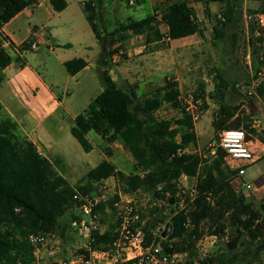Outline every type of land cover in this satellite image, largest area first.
<instances>
[{"label": "trees", "instance_id": "1", "mask_svg": "<svg viewBox=\"0 0 264 264\" xmlns=\"http://www.w3.org/2000/svg\"><path fill=\"white\" fill-rule=\"evenodd\" d=\"M163 1L167 4L161 19V24L167 27L165 33L160 31V23L155 15L132 20L111 32L103 31L98 26V21L102 22L98 3L96 5L92 0L83 3L87 20L101 46L97 67L103 90L83 112L70 120V131L86 153L94 150L89 134L95 133L106 143L103 148L106 158L90 169L76 186L71 185L55 164L22 134L0 104V264H38L36 248L29 242V236L56 234L60 219L68 210L77 209L79 205L74 196L77 193L90 194L96 190L98 183L110 178L117 180L123 193L144 192L152 200H168L169 203L176 199L181 176L195 180V200L173 212L168 222L172 226L171 232L164 239H156L164 255L187 254L189 261L185 264H195V261L199 264H226L225 254H212L197 260V243L205 235L223 238L228 223L235 229V234L227 243L230 250L240 243H249L254 246L257 256L264 253V218L246 196L238 192L233 180L237 172L230 170L227 153L219 147V134L224 130L246 129L249 141V134L256 133L248 122L245 125L240 121L231 122L238 115L239 106L224 102L228 88L224 73H216L218 83L213 94L207 96L205 84L201 83L194 96L195 100L203 101L204 108H207V97L219 101V108L212 120L217 140L209 145L206 154L197 150L179 153V150L195 146L198 137L191 116L181 107V91L177 81L169 77L151 96L140 98L134 91L121 88L110 74L113 55L124 49L123 42L133 36H144L145 42L151 44L163 38L179 40L196 34L203 35L204 28L191 4L192 0ZM140 2L142 0H137L138 4ZM38 4L39 0H0V28L22 10L35 9ZM50 6L55 13H59L67 8L68 2L51 0ZM206 15L210 17L208 7ZM223 15L226 21L218 20L221 26L215 28V39L219 42L225 36L223 27L234 20V7L227 4ZM258 30L256 39L263 44L264 28ZM33 41L30 39L24 43L20 50L30 51ZM11 61L9 51L0 48V68H6ZM64 65L67 72L74 76L88 62L76 58ZM259 66L264 68V57ZM257 91L264 97V81ZM165 104L181 110V116L175 120L159 118L156 113ZM260 141L264 144V136L260 137ZM115 143L122 145L134 159V168L129 174L118 170L110 160ZM55 161L58 166L61 164L59 158ZM117 199L116 195L100 204L97 211L101 214L107 207L112 209ZM151 208V213L159 212L156 206ZM261 209L264 212V204ZM144 217L141 215V223ZM81 218L77 216L74 220ZM157 221L155 218L143 225L138 222L146 233V246L152 243L149 232L156 227ZM119 225L116 218L114 225L103 231H94V241L88 248L79 249L74 257L88 259L92 251L108 249L118 237ZM237 260L238 254L234 253L230 261Z\"/></svg>", "mask_w": 264, "mask_h": 264}, {"label": "rangeland", "instance_id": "2", "mask_svg": "<svg viewBox=\"0 0 264 264\" xmlns=\"http://www.w3.org/2000/svg\"><path fill=\"white\" fill-rule=\"evenodd\" d=\"M92 1H95L96 5L98 3L97 9L99 12L101 9L102 22L98 21V26L103 31H113L122 24L132 20H140L148 15L157 16V21L160 23L159 29L162 33L167 30L165 24H161L162 14L167 5L164 1L153 0V6L151 7L149 0H144L140 4L137 3V0ZM130 1L132 2L130 3ZM206 2H209L208 6ZM191 4L194 5L198 19L204 28V33L203 35L190 36L183 41H177L173 45H170L171 41L167 40L162 43L165 58L164 79L170 77L178 82L181 91V107L184 110L190 104L198 106V111L201 114V119L197 122L195 129L197 130L198 140L197 144L190 148V152L197 150L202 154H206L209 145L217 140V135L212 127V120L219 108V101L207 97V108H204L203 101L195 100L194 96L201 83L205 84L207 96L213 94L218 83L216 73L218 71L224 73V78L228 82L224 102L239 106L238 115L231 122L240 121L244 125L248 122L251 128L256 131L255 134H249L256 160L254 163H244L243 167L246 170L244 178H240L236 173L233 180L238 186V192L244 194L264 218V212L261 209L264 204V144L260 141V137L264 136V97L257 91V87L264 81V68L259 66L264 57V43L261 44L256 39L258 29L261 27L254 23H248L246 20L247 14L263 13V1L192 0ZM227 4L234 7V20L223 27L225 36L223 41L219 42L215 39V28H220L218 15L225 12ZM207 7L210 17L206 15ZM253 29L255 30L254 33L252 32ZM50 33L51 30L47 29L46 40L49 39ZM144 39V36L142 39L139 37L135 39L134 37L132 48L140 47ZM127 43H130V40ZM49 44H52L51 40ZM124 44L125 42L122 44L123 47ZM125 48L116 53V56L120 59L118 63L130 59ZM147 48L153 49L155 47L151 45ZM26 57L30 65L41 74L46 82L53 85L58 93L62 91L64 75L62 70L56 67L47 45L42 44L38 50L27 52ZM133 58H136V56L134 55ZM116 66L117 64L113 62V67ZM258 72H261V74H258ZM118 83L124 87L119 79ZM156 115L159 118L175 120L181 116V110L165 104L158 110ZM246 117H248L247 121ZM246 132L249 133L247 130ZM89 138L94 144V150L89 153L82 149L70 130L62 133L60 148L51 150V153H45L42 150V154L49 157L73 186H76L90 169L95 168L102 161V158L106 157L103 149L106 143L95 133H90ZM112 151L113 154L110 159L113 160L117 169L127 174L131 173L134 168L132 155L122 145L119 147L114 145ZM56 158L61 160L59 166L55 161ZM228 160L230 159L228 158ZM242 182L251 184L252 188L247 190L242 186ZM106 183L107 188L110 190L109 195L105 196V200L108 202L115 196L117 191H121V188L114 178L106 180ZM192 184V182H189V185L187 184L186 187L182 188H190ZM123 194L134 199L139 218L141 215L145 216L142 221L143 224L155 218L158 220L156 227L151 229L149 234L153 238L152 243L159 245V243H156V239H164L161 232L165 230V226L171 219L173 212L181 209L182 200L178 194L172 203H169L168 200H152L151 196L144 192ZM153 206H156L159 212L151 213L153 209L151 207ZM77 216H81L79 209L72 208L68 210L60 219L56 234L47 236V242L36 248L35 254L38 264H64L70 260L78 259L74 256L79 249L88 248V240L84 233L73 229L71 226V222ZM115 223L116 218L111 208L107 207L104 213L100 214L99 230L103 231ZM234 234L235 229L228 223L226 235L223 238H214L210 235L203 236L197 243L198 254L200 253L201 256L225 254L226 264H264V253L257 256L254 252V246L249 243H240L237 248L230 250L227 243ZM234 253L238 254V260L231 262ZM184 261L188 263L189 257H185ZM105 262L102 259L96 264H104Z\"/></svg>", "mask_w": 264, "mask_h": 264}, {"label": "crops", "instance_id": "3", "mask_svg": "<svg viewBox=\"0 0 264 264\" xmlns=\"http://www.w3.org/2000/svg\"><path fill=\"white\" fill-rule=\"evenodd\" d=\"M50 1L39 0L35 9L22 10L0 28V43H9L8 51L12 56L11 63L4 69L0 68V104L4 113L12 118L22 134L36 145L41 154L42 150L51 153V150L60 148L62 133L71 129L70 120L83 112L103 90L97 67L101 46L83 9V3L88 0H67V8L59 13L52 10ZM152 1L149 0L150 7L153 6ZM192 6L194 7L193 4ZM47 29L51 33L46 40ZM134 37L142 39L143 36ZM134 37L129 39L130 43L127 40L124 44L130 59L118 63L119 57L113 55L112 62L117 66L110 70V74L118 85V79L123 83L124 87L119 86L124 90L134 91L138 97L151 96L165 82L162 43L167 40L173 45L188 37L179 40L163 38L151 44H147L144 39V42L141 40L140 47L132 48ZM30 39L37 46L30 51L38 50L42 44L47 45L56 67L62 70L64 84L61 92L58 93L30 65L26 57V53L30 51L20 50ZM50 40L52 44H49ZM151 45L155 48H147ZM134 55L136 58H133ZM76 58L85 59L88 65L72 76L64 64ZM194 125L196 129L197 123ZM114 145L121 146L115 143L112 148ZM184 180L188 185L189 182L192 185L195 183L190 177ZM69 183L73 185L70 181Z\"/></svg>", "mask_w": 264, "mask_h": 264}, {"label": "built area", "instance_id": "4", "mask_svg": "<svg viewBox=\"0 0 264 264\" xmlns=\"http://www.w3.org/2000/svg\"><path fill=\"white\" fill-rule=\"evenodd\" d=\"M157 13L159 12L157 11ZM218 20L225 22L226 18L223 14H219ZM246 20L248 23H254L258 27L264 28V13L247 14ZM30 46V50H35L37 47L34 42ZM9 47L8 42L0 43L1 49L8 50ZM185 112L191 116L193 123H197L201 119L197 105H188L185 108ZM219 138V147L227 153L230 159L228 163L230 170L236 171L240 178H244L246 175V170L243 167L244 163H254L256 160V154L251 146L252 141L247 139V133L243 129L224 130L219 134ZM215 150H213V154ZM179 153H190V148L179 150ZM187 177L183 175L179 180L177 194L182 200L181 209L187 203H192L197 196V189L194 185L190 186V188H182L187 186L184 180ZM241 184L247 190L252 188V185L247 182H242ZM109 191L106 180H103L97 184L94 192L90 194L77 193L74 196V199L79 202L77 209L80 210L82 218L73 220L71 226L73 229L84 233L88 240V245L94 241L93 232L99 230L100 213L97 208L100 204L106 203L105 196L109 195ZM116 195L118 199L114 201L111 209L115 218L120 222L116 240L106 250L92 251L88 259L78 257V259L70 260L69 262L71 264H96L103 259L106 261L104 264H185L186 261L184 260L188 256L187 254L164 255L163 248L160 245L151 243L146 246V233L143 226L138 225L140 218L134 199L123 194L120 190L115 193ZM141 224L143 225V222ZM212 237L216 238V236ZM28 240L37 248L47 242V236L31 234ZM205 257L207 256H201L200 253L197 256L198 259H204ZM195 264H199V262H195Z\"/></svg>", "mask_w": 264, "mask_h": 264}, {"label": "water", "instance_id": "5", "mask_svg": "<svg viewBox=\"0 0 264 264\" xmlns=\"http://www.w3.org/2000/svg\"><path fill=\"white\" fill-rule=\"evenodd\" d=\"M172 230V226L170 223H167L165 226V230L163 231V233L161 234L163 238L167 237L168 233L171 232Z\"/></svg>", "mask_w": 264, "mask_h": 264}]
</instances>
